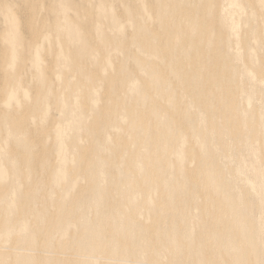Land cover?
I'll use <instances>...</instances> for the list:
<instances>
[{
    "label": "bare ground",
    "instance_id": "obj_1",
    "mask_svg": "<svg viewBox=\"0 0 264 264\" xmlns=\"http://www.w3.org/2000/svg\"><path fill=\"white\" fill-rule=\"evenodd\" d=\"M121 2L0 0V264H263L264 0Z\"/></svg>",
    "mask_w": 264,
    "mask_h": 264
},
{
    "label": "rangeland",
    "instance_id": "obj_2",
    "mask_svg": "<svg viewBox=\"0 0 264 264\" xmlns=\"http://www.w3.org/2000/svg\"><path fill=\"white\" fill-rule=\"evenodd\" d=\"M66 1V0H65ZM71 2H68L67 3V6L70 4ZM116 3V4H115ZM121 0H114V4H113V10L114 11H116V12H118V7H119V9H120V5H121ZM230 7H232L233 5H229ZM210 10H213L212 12L215 14L216 13V9H210ZM215 11V12H214ZM233 12L234 11H232V13H230V15L232 14V15H234V16H230L229 18L226 16V18L227 19H229L228 21H230V19L233 17V19H234V17H235V19L236 20H233V22H234V27H238V28H240V30H244L245 29V26H244V20H246L247 18H248V13H247V11H241V12H239V13H237L236 11V13L238 14V16H237V14L236 13H234L233 14ZM120 13H123L122 11H120L119 12V14ZM211 14V15H210ZM214 14H212L211 12L209 13V17L211 18V16H214ZM242 14V15H241ZM229 15V14H228ZM242 16H244V17H242ZM237 17H238V19H237ZM118 18V17H117ZM116 17L112 20L114 23H112V21H111V24H112V26L113 27H115V28H118V22L117 21H115L116 19H117ZM213 18V17H212ZM211 18V19H212ZM119 20V19H118ZM238 20V21H237ZM225 21H227V20H224V25H225ZM117 22V23H116ZM220 24L221 25H223V19L221 20V22H220ZM248 26H250V27H252V25L251 24H249ZM254 27H261L260 26V24H259V22H257L256 23V26H254ZM118 33H120V32H118V30L116 29L115 30V34H118ZM240 34V33H239ZM239 34H238V30H237V36H239ZM114 35H112V37H113ZM193 40H194V38H193ZM254 41V40H253ZM252 41V42H253ZM121 42H123V41H119V43H121ZM97 49L99 48V47H96ZM228 50L229 51H232L233 50V52H234V48H232V45H229L228 46ZM244 52V51H243ZM232 54V53H231ZM232 56V55H231ZM242 64H243V62H242ZM261 64V63H260ZM260 64L258 63L257 64V68H259V66H260ZM240 65H241V62H240ZM238 78H239V80L241 81V83H239L240 84V87H243L244 86V84L247 82H245L244 81V79H243V77L242 78H240V75L238 76ZM245 82V83H244ZM244 83V84H243ZM245 87H247V83H246V85H245ZM264 89V87H263V85H259V86H254V88H252V89H250V91H249V93H248V95H247V98H250L251 99V102L253 103V105L254 106H252L251 108H250V111H253V110H256V108L258 107V106H263V108H264V94H262L260 91H262ZM256 91V92H255ZM264 91V90H263ZM262 91V92H263ZM256 94V95H255ZM113 97V96H112ZM135 98L137 99V100H139V101H142V97H140V96H135ZM259 99V100H258ZM256 102V103H255ZM257 102H258V106H257ZM253 107H255V108H253ZM251 109H253V110H251ZM251 113H253V112H251ZM261 131L262 130H260V133H258L257 134V136H256V139L255 140H259L260 138H262L263 137V134L261 133ZM255 134V133H254ZM259 136H260V138H259ZM229 139V138H228ZM227 139V141H229ZM141 141H147L145 138H141ZM148 142V141H147ZM226 143H228V145H230V146H228L227 148H228V150H230V149H232V147H234V146H232L233 144L232 143H230L229 144V142H226ZM218 144V145H217ZM214 145L216 146V149L219 151L218 152V155L217 156H219L218 157V159H219V161H220V159H221V163H223V165L225 166V167H227L228 165H230L231 167H233L234 166V164H235V167L233 168V170L232 169H229V167L230 166H228L227 168L229 169L228 170V172H230V170L231 171H233L232 173H236L235 175L234 174H232L231 172V175L232 176H234L233 177V179H237V180H235V181H238V180H243L244 179V177H245V179L243 180L244 182H246V184L244 183V182H242V184L243 185H245V187L242 185V184H240L239 182H236L237 183V186L239 185H242L241 187H244V188H246V187H248L249 185L251 186H249L248 187V189H246V191H248V194L246 193V191H245V189L244 188H242L241 190H244V192H242L241 190H240V188H239V192H241L244 196H245V198L244 199H251L253 196V198H254V200L256 201V203H259V205H260V208L261 209H263L261 212H262V214L263 215H260V214H258V218H255L257 221H259V223H258V225H260V223L263 221V224H264V186L262 185V184H264V179H262V178H264V156H263V154H264V152H262L261 150H257V149H255L257 146L256 145H252V147L251 148H249V149H247V148H245V150L247 151V153H245V150L244 149H242L241 148V150H243V154H241L242 156H243V158L241 159L240 157L238 158V159H236L235 160V157L234 158H232V155L230 154V152H228V150H227V148H226V146L225 147H223V149H222V147L219 145V143H214ZM218 147V148H217ZM231 147V148H230ZM202 148L204 149L205 148V146L203 147L202 146ZM219 148H220V150H219ZM201 149V148H200ZM207 149V146H206V148L204 149V150H206ZM208 149H209V146H208ZM222 149V150H221ZM253 149V150H252ZM204 150H202V151H204ZM225 153H224V152ZM231 151V150H230ZM205 152V151H204ZM207 152V151H206ZM220 152H222V153H220ZM229 153V154H228ZM262 153V154H261ZM154 154L155 153H150V154H148L150 157H153L154 156ZM220 154H223V156L224 157H226L227 159H231V163H229V161L226 159V160H224V157L222 156V155H220ZM226 154V155H225ZM220 156H222V157H220ZM228 156H231V157H228ZM241 156V157H242ZM241 159V160H240ZM222 161H225V162H222ZM235 162V163H234ZM240 162H241V164H240ZM243 162V163H242ZM220 163V162H219ZM227 163H229L228 165H227ZM232 163H233V166H232ZM236 163L238 164V165H236ZM240 164V165H239ZM223 166V167H224ZM237 166V167H236ZM230 167V168H231ZM239 167V168H238ZM227 168L225 169V170H227ZM238 168V169H237ZM235 169V170H234ZM243 173H242V172ZM244 171H245V173H244ZM240 172L242 173V174H240ZM262 173H263V175H262ZM239 174V175H238ZM243 174H244V177H242V178H240L239 179V177H241V176H243ZM248 175L249 176V179L251 180V181H253V182H251L249 179H248V176H247V180H249V181H246V175ZM231 175H229L228 176V179H229V182H230V185H231V187H235V185L234 184H236V183H234L235 181H233L232 180V177H231ZM237 175V177H235ZM262 176V177H261ZM251 177V178H250ZM231 179V180H230ZM233 183H232V182ZM249 183H251V184H249ZM254 184V185H253ZM252 185H253V187H252ZM257 186V187H256ZM232 189H234V188H232ZM245 193V194H244ZM251 193V195L249 196V194ZM253 193H254V195H253ZM257 194H259V196L257 195ZM247 195V196H246ZM248 197H251V198H248ZM243 199V200H244ZM260 218V219H259ZM261 220V221H260ZM262 223H261V227H264V225H263ZM264 229V228H263ZM195 230H197V228H195ZM198 232H197V236L198 237H200L201 235H202V233L199 231V230H197ZM201 234H200V233ZM200 234V235H199ZM197 237V238H198ZM263 238L262 239H264V233H263V236H262ZM196 238V239H197ZM261 244H263V242H264V240H261L260 239V241H259ZM263 264H264V262H263Z\"/></svg>",
    "mask_w": 264,
    "mask_h": 264
}]
</instances>
